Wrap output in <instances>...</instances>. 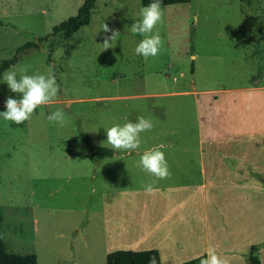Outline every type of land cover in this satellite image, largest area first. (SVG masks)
<instances>
[{
    "label": "rangeland",
    "instance_id": "374dc122",
    "mask_svg": "<svg viewBox=\"0 0 264 264\" xmlns=\"http://www.w3.org/2000/svg\"><path fill=\"white\" fill-rule=\"evenodd\" d=\"M83 1L0 0V61L74 15ZM141 7L140 0H96L88 24L19 55L15 64H26L29 74L51 65L59 91L21 125L0 120V236L7 251L35 253L37 264H105L101 199L153 183L140 168L143 176L134 178L135 162L152 144L190 135L187 94L256 78L264 83V0L161 6L154 28L160 51L147 60L134 51L142 37L125 28ZM103 22L108 31L100 29ZM113 32H119L109 40L113 46L103 49ZM10 95L0 84V111ZM56 107L64 109L63 126L45 118ZM138 116L153 123L139 149L123 160L88 155L83 133L110 147L103 128ZM170 162L166 178L177 179Z\"/></svg>",
    "mask_w": 264,
    "mask_h": 264
},
{
    "label": "crops",
    "instance_id": "0c3cea01",
    "mask_svg": "<svg viewBox=\"0 0 264 264\" xmlns=\"http://www.w3.org/2000/svg\"><path fill=\"white\" fill-rule=\"evenodd\" d=\"M187 96L190 135L162 149L178 156L166 162L180 177H155L150 192L146 185L104 193L105 255L156 249L161 264H179L211 248L224 264H248L243 254L264 241V83L256 78ZM132 173L143 176L138 167ZM258 255L264 264V247Z\"/></svg>",
    "mask_w": 264,
    "mask_h": 264
},
{
    "label": "clouds",
    "instance_id": "9594fccd",
    "mask_svg": "<svg viewBox=\"0 0 264 264\" xmlns=\"http://www.w3.org/2000/svg\"><path fill=\"white\" fill-rule=\"evenodd\" d=\"M161 3L162 0H150V3L140 8L138 19L130 26H125L126 32L142 37L134 51L145 60L149 57H156L160 51L161 37L158 31H154V28L162 21ZM100 29L108 31L104 22ZM117 33L119 32H113L109 39L102 43L103 49L113 46L109 40L112 42ZM0 84L6 85L9 92L15 94L4 100L3 110L0 111V120L11 122L14 125H21L29 120L34 110L42 105L50 104L59 91V85L51 65L45 72H32L31 74H29L26 64L10 65L0 72ZM45 118L47 121L56 122L61 126L66 121L62 107H56ZM152 128L153 123L149 118L138 116L135 121L126 120L122 124H112L106 129L103 128L106 135L103 142L111 147L113 160H123L126 154L139 149L141 134ZM164 147V144H159L144 150L139 155L138 161L135 162L136 166L158 179L167 177L169 171L162 151ZM145 190L150 192L151 185H147ZM150 264H155V260H151ZM200 264H224V262L214 250L209 248L206 256L200 260Z\"/></svg>",
    "mask_w": 264,
    "mask_h": 264
},
{
    "label": "trees",
    "instance_id": "16d2710c",
    "mask_svg": "<svg viewBox=\"0 0 264 264\" xmlns=\"http://www.w3.org/2000/svg\"><path fill=\"white\" fill-rule=\"evenodd\" d=\"M95 2L96 0H84L74 15L69 16L59 24L53 26L49 33L38 37L35 41H29L20 45L11 57L0 61V72L8 68L10 65L15 64L18 61L19 55L27 52L29 49L38 48L40 43L47 41L50 38H54L59 34H71L77 31L81 26L88 24ZM185 2H188V0H162L161 6ZM140 3L142 6H146L150 3V0H140ZM82 139L87 147L88 155L95 162L103 157L113 155V151L110 147L92 142L87 134L83 133ZM1 222L2 216L0 214V235L2 233ZM262 247H264V241L252 244L243 254L245 261L248 264H261L258 251ZM204 257L205 255H201L179 264H200V260ZM153 259L155 260V264H161L159 253L156 249H117L106 253L105 264H150V261ZM0 264H37V256L35 253L19 254L7 251L2 237L0 236Z\"/></svg>",
    "mask_w": 264,
    "mask_h": 264
}]
</instances>
